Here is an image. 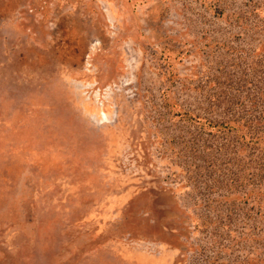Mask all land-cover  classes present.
I'll return each instance as SVG.
<instances>
[{
  "label": "rangeland",
  "instance_id": "rangeland-1",
  "mask_svg": "<svg viewBox=\"0 0 264 264\" xmlns=\"http://www.w3.org/2000/svg\"><path fill=\"white\" fill-rule=\"evenodd\" d=\"M263 47L264 0H0V264H262L242 155L194 115Z\"/></svg>",
  "mask_w": 264,
  "mask_h": 264
},
{
  "label": "trees",
  "instance_id": "trees-1",
  "mask_svg": "<svg viewBox=\"0 0 264 264\" xmlns=\"http://www.w3.org/2000/svg\"><path fill=\"white\" fill-rule=\"evenodd\" d=\"M262 49L264 51V47ZM262 68L264 69V65H262ZM255 78L257 79L256 81L252 82V80V83L246 84V87L250 91H253L252 94L242 96L244 94H242L243 91L240 88L233 96L231 102H229L230 100H227L228 103L224 102V100L219 101L220 104L223 102L227 103L222 108L223 110L229 111V116H224L222 112V117L220 118H212L208 115H194L199 119L202 131L208 133L210 138L219 136V138H224L220 143L223 149H227L228 153L230 150L233 155L234 153L242 155L240 167L247 174L244 178H234L231 175L232 178L227 182V187L230 188L229 195L236 194L239 197L236 199L237 207L244 211L246 209L247 212H250V215L254 211H261V214H264V162L261 164V161L257 163L253 161L251 165L248 164L253 156L260 159V154L263 155L264 161V129L261 131L256 129L251 130L249 127L251 123L264 125V74L263 76H256ZM245 80H248V78ZM229 104L233 106L232 112H230ZM184 118L193 120L190 113H184ZM257 120H261V122ZM189 141H185L186 145H189ZM213 145L206 144L205 146H201V149L211 150ZM242 149L244 150L243 152L241 151ZM193 151L199 153V150H196L195 147H193ZM246 154L248 155L247 159L245 157ZM203 164L206 169L214 165L208 161L203 162ZM258 169L260 173L257 172ZM223 175L224 177L226 176L225 173ZM207 201L211 200L207 199ZM227 202L225 201L224 206ZM233 206L234 203L229 201V208ZM227 212L229 215L234 214L231 210ZM262 264H264V261H262Z\"/></svg>",
  "mask_w": 264,
  "mask_h": 264
}]
</instances>
